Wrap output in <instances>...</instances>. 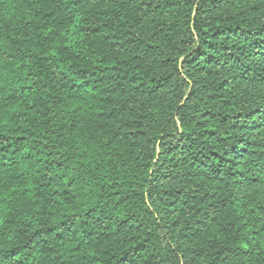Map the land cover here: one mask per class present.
I'll return each mask as SVG.
<instances>
[{
	"label": "trees",
	"instance_id": "obj_1",
	"mask_svg": "<svg viewBox=\"0 0 264 264\" xmlns=\"http://www.w3.org/2000/svg\"><path fill=\"white\" fill-rule=\"evenodd\" d=\"M0 264H264V0H0Z\"/></svg>",
	"mask_w": 264,
	"mask_h": 264
}]
</instances>
